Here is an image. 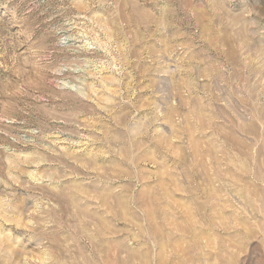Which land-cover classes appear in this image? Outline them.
<instances>
[{"label": "rangeland", "instance_id": "obj_1", "mask_svg": "<svg viewBox=\"0 0 264 264\" xmlns=\"http://www.w3.org/2000/svg\"><path fill=\"white\" fill-rule=\"evenodd\" d=\"M0 264H264V0H0Z\"/></svg>", "mask_w": 264, "mask_h": 264}]
</instances>
